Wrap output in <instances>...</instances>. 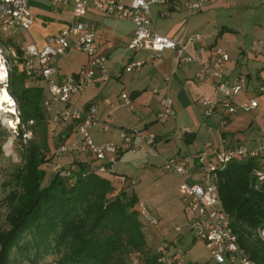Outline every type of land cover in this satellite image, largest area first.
<instances>
[{
  "label": "crops",
  "instance_id": "1",
  "mask_svg": "<svg viewBox=\"0 0 264 264\" xmlns=\"http://www.w3.org/2000/svg\"><path fill=\"white\" fill-rule=\"evenodd\" d=\"M122 1L130 3L132 0ZM182 2L183 0H171L167 5L151 4V26L158 32L176 38L191 52L196 50V45L203 44V55L208 59L214 58L216 45L227 48L232 54L226 63L227 78L234 80L240 74L248 76L245 88L235 96V100L241 102L257 96V107L229 113L225 107L218 105L212 115L206 116L198 99L205 92L214 97L217 92L212 79L197 78L196 73L200 67L198 63H180L171 49H165L158 58H152L149 50L134 52L128 46L134 34V24L108 16L95 8L88 11L86 19L96 29L97 52L106 54L105 66L111 76L107 80L97 77L96 82L87 86L83 92L74 94L68 105L69 108L78 107L83 110L92 103L98 104L100 118L111 124V127L105 131L93 127L91 133L96 142L120 141L122 127H139L157 133L155 145L138 140V148L123 150L113 166V171L106 173V176L117 189L128 190L130 196L133 195L129 192L134 186L137 202L170 193L168 198L153 205L154 209L150 212L159 222L149 223L147 228L149 240L157 242L158 245L163 243L169 246L178 243V236L173 241H166L160 218L166 211L163 210L161 202L177 196L183 202L179 185L184 176L175 170H166L162 166L164 158L176 156L188 160L187 178L195 181L200 177L197 154L206 142H211L209 152L212 154L216 147L229 146L236 142H245L251 148L256 147L258 139L264 135V91L258 90L264 84V4L255 0H213L201 11L188 14ZM29 6L36 15V23L29 28H19L10 39L19 47L29 43L45 45L48 38L59 33L73 17L71 3L57 6L52 0H29ZM197 33L203 38L195 44L190 41V37ZM82 51L70 48L54 56L58 77L76 72L88 62L89 55ZM136 56L145 57V65L139 70H126L124 64ZM169 69L175 71L168 90L174 98L176 113L167 120H160L157 112L167 86L163 72ZM27 82L43 83L31 78H27ZM123 92L131 97L132 106L122 103ZM185 126H190L191 130L183 133L180 128ZM57 129L61 133L66 126L60 124ZM78 136L71 129L65 133L64 139L74 140ZM64 157L75 159L73 164L77 160L98 163L92 155L69 154ZM125 158L132 160L131 165L142 162L144 170H150L153 181L144 183L140 178L137 183L136 179L129 180L127 172L137 167L129 168L130 165L122 162ZM142 194L144 196L141 197ZM178 234L182 240L183 232L179 231ZM198 243L201 244L200 247L209 250L202 239ZM169 250L175 252L172 248ZM191 253L197 255V249ZM193 256L190 254L187 262L202 263Z\"/></svg>",
  "mask_w": 264,
  "mask_h": 264
},
{
  "label": "built area",
  "instance_id": "2",
  "mask_svg": "<svg viewBox=\"0 0 264 264\" xmlns=\"http://www.w3.org/2000/svg\"><path fill=\"white\" fill-rule=\"evenodd\" d=\"M213 0H183L182 4L188 14L201 11L204 6ZM264 4V0H255ZM54 5L71 3L73 17L71 22L62 30L50 36L45 45L36 43L18 46L12 39L19 28H29L36 23V15L29 6V0H0V54L2 65L6 70L4 85L8 86L10 72L16 69L28 78L42 81L47 90L44 106L51 113V124L67 126L73 122L72 130L79 136L74 140H64L57 148L55 157L62 154L92 155L98 160V170L102 173L112 172L125 149L138 148V140L151 146L157 143V133L145 131L139 127L121 128V140H106L96 142L92 135V128L98 127L105 131L111 127L108 122L102 121L99 115V106L92 103L86 109L69 108L74 94L83 92L87 86L96 82L97 77L105 80L111 74L105 66L106 54H99L96 46V29L86 19L91 8L102 11L104 14L119 20L130 21L134 24V34L128 44L134 52L149 50L152 58H158L165 49H171L180 63L196 62L199 69L196 76L200 80L212 79L217 95L214 97L208 92L199 97L206 116L214 113L218 105L226 108L227 112L234 113L239 109L249 110L259 105L257 96L237 102L235 96L245 88L248 82L246 74L238 75L234 80L227 78L226 63L231 58V52L221 45L214 47V58L208 59L203 55L205 46L196 45L191 52L187 46L176 38L158 32L151 26V4L167 5L171 0H132L130 3L122 0H52ZM203 38L201 34H194L190 41L197 44ZM70 48H77L88 53V62L78 71L58 77V67L53 58ZM146 63L142 56L133 57L124 64L128 71L139 70ZM100 70V71H99ZM174 69L163 72L166 81V92L161 99L157 117L167 120L175 115L174 98L168 90L169 82L173 77ZM264 91V84L258 87ZM9 91V90H8ZM10 93V92H9ZM12 104L17 113V128L22 130L21 140L24 146L32 138L36 121L34 118L22 121L16 98L10 93ZM122 103L132 106V99L126 92L122 93ZM67 105L66 107H64ZM191 130L190 126L181 127L183 133ZM65 134H63L64 137ZM211 142H206L197 154V164L200 177L192 181L187 178L189 161L185 158L165 157L162 166L166 170H175L184 176L179 185L181 199L193 216L191 229L196 237L202 239L210 251V256L218 264H260L240 244L237 233L231 225V218L223 208L219 192V171L234 159L257 158L258 163L253 171L258 181L264 180V135L258 139L256 147H249L245 142H236L229 146L216 147L212 154L209 148ZM140 215L149 223H158L159 220L146 207L143 201L135 205ZM177 230L180 228L177 226ZM260 238L264 241V226L258 229ZM163 246H160L163 252ZM159 260L169 264L170 258L162 254ZM137 255L132 257V264H140ZM184 262L181 254L177 263ZM48 264H59L57 261Z\"/></svg>",
  "mask_w": 264,
  "mask_h": 264
},
{
  "label": "trees",
  "instance_id": "3",
  "mask_svg": "<svg viewBox=\"0 0 264 264\" xmlns=\"http://www.w3.org/2000/svg\"><path fill=\"white\" fill-rule=\"evenodd\" d=\"M27 78L13 69L7 89L17 100L21 120L34 118L43 130L47 90L44 83L30 84ZM72 127L71 121L61 136ZM9 135L0 119V154ZM47 147L43 135L32 136L25 146L17 186L10 193L8 226L0 229V264H132L134 255L140 264H163L159 258L164 252L160 246L154 250L149 222L135 207L137 196L117 189L98 164L84 160L60 167L44 183V164L55 154L47 156ZM257 161L234 159L220 169L219 192L241 246L264 264V241L258 234L264 226V180L254 174ZM167 258L178 264L179 254Z\"/></svg>",
  "mask_w": 264,
  "mask_h": 264
},
{
  "label": "rangeland",
  "instance_id": "4",
  "mask_svg": "<svg viewBox=\"0 0 264 264\" xmlns=\"http://www.w3.org/2000/svg\"><path fill=\"white\" fill-rule=\"evenodd\" d=\"M82 52L88 55L87 52ZM0 61L1 67L3 66L2 58H0ZM2 86L6 85H4L3 81H0V88ZM47 114L48 124L45 125V128L43 130L39 125H34L33 137L38 139L41 135H43L44 138L47 139L48 147L45 149V152L47 156H51L53 152H56L58 146L64 141V138L59 133V129H57L60 126V123L56 124L53 129L52 127L54 125L51 124V113H49L48 110ZM0 119L10 133L7 140L2 145V153L0 154V229H3L8 226L7 214L10 210V193L17 186L16 175L24 161L23 157L25 146L22 144L21 134H19L20 129L16 127L18 120L17 113H12L10 111H7L3 107H0ZM69 154L70 153L62 154L59 158L55 157L54 154L52 159L44 164L46 170L44 183H47L51 175L60 167L69 166L74 163L75 159L70 160L64 157L65 155ZM122 162L125 165H130L129 168L137 167L127 172L129 180L136 179L135 181H137V183H139L140 178L144 180V183L153 181V177L151 178L150 170H147L146 172L144 170V164L142 162H136L131 165L132 160H127V158L123 159ZM104 173L106 175V173L110 172ZM126 191L128 192V190ZM135 191L136 189L134 188V186H132V189L129 193L134 195L136 194L134 193ZM142 196L144 195L142 194L141 197ZM169 196L170 193H162L159 196L149 198L148 201L144 200V204L152 212V210L154 209L153 205H158L157 203L160 200L168 198ZM161 204H163V210L166 211L163 215L161 214L160 216L162 221L161 223L164 227V234L166 236L165 239L167 242L173 241L178 236V243L176 245L169 246L163 243H160L158 245L157 242H154V244L156 245H154L155 249H153L156 251L157 245L163 246L165 256H172L173 252L169 250L172 248L173 251H177L178 254L182 255L185 262L189 261L188 257H190L191 254L194 255L193 257L196 256L197 260L202 261V263L209 261L210 264H218L214 259L211 258L208 249L202 246L200 247L201 244L198 243V240H200V238L196 237L191 229V218L193 216V213L188 207L185 206L183 202H180L179 196L170 200L165 199V201L161 202ZM155 214H157L156 211ZM177 226L180 228V230L176 229ZM179 231L183 232L184 234L182 240L179 236L180 234L177 235ZM195 249H197V255H195V253H191L194 252ZM128 264H131V262H128Z\"/></svg>",
  "mask_w": 264,
  "mask_h": 264
},
{
  "label": "bare ground",
  "instance_id": "5",
  "mask_svg": "<svg viewBox=\"0 0 264 264\" xmlns=\"http://www.w3.org/2000/svg\"><path fill=\"white\" fill-rule=\"evenodd\" d=\"M1 58V54H0ZM1 62V61H0ZM6 78V70L4 66L0 67V81H4ZM0 107L5 108L7 111L14 112L15 106L12 104V99L6 86L0 88Z\"/></svg>",
  "mask_w": 264,
  "mask_h": 264
}]
</instances>
